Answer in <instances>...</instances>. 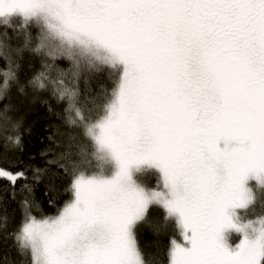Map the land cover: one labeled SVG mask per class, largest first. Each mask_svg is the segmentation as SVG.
Here are the masks:
<instances>
[{"label": "snow or ice", "instance_id": "6c2138e0", "mask_svg": "<svg viewBox=\"0 0 264 264\" xmlns=\"http://www.w3.org/2000/svg\"><path fill=\"white\" fill-rule=\"evenodd\" d=\"M29 57L41 66L23 80ZM98 74L107 84L84 95L81 81ZM29 89L66 102L69 129L32 180L55 167L71 198L33 215L26 171L0 166L27 193L12 232L0 206V242L28 264H157L138 240L152 208L164 212L154 232L174 224L180 237L167 264H264V214L241 212L264 196V0H0L5 151L21 149L9 113Z\"/></svg>", "mask_w": 264, "mask_h": 264}, {"label": "trees", "instance_id": "16d2710c", "mask_svg": "<svg viewBox=\"0 0 264 264\" xmlns=\"http://www.w3.org/2000/svg\"><path fill=\"white\" fill-rule=\"evenodd\" d=\"M61 67H67V62H59ZM40 61L35 58H26L21 78L28 79L34 72L40 69ZM107 84L105 74L94 75L89 84L81 81L80 88L84 95L99 91L101 85ZM14 109L9 113L13 120H20L22 126L20 135L22 136L21 149H15L11 145L7 151L0 148V166L12 171L25 170L29 177V183L34 188V195L29 197L35 201L33 215L54 216L64 204L71 198V193L67 191L70 184V176L60 172L55 167H49L45 175L39 182H33L34 169L45 168L48 157L45 152L55 149L56 152L64 150L67 144L69 131L66 125V102H59L50 92H33L31 89L27 94L13 93ZM9 135H14L9 125ZM3 135L0 134V145L5 144ZM79 142V141H78ZM55 143H60V148H55ZM14 193V195H13ZM47 193V194H46ZM27 195L22 187V182L16 185L15 190L6 181L0 180V199L2 206L9 216L8 231L12 232L18 228L25 218V209L21 203ZM257 216L264 214V196L258 195L256 202ZM254 205V206H255ZM164 216L160 208L150 210V222L142 224L138 228V240L144 250L153 255L157 264H167L166 251L169 247L170 239L175 237L180 239L174 224H170L166 231L156 233L153 225L159 223ZM0 258L3 264H28L27 259L22 257L12 239H5L0 242Z\"/></svg>", "mask_w": 264, "mask_h": 264}, {"label": "rangeland", "instance_id": "374dc122", "mask_svg": "<svg viewBox=\"0 0 264 264\" xmlns=\"http://www.w3.org/2000/svg\"><path fill=\"white\" fill-rule=\"evenodd\" d=\"M141 181L149 186V187H154L157 183V177L156 174L153 172H148L145 173L144 175H142L140 177ZM259 192V190H257ZM242 214L246 217V218H254L257 216V209H256V205L252 206L247 212H244L243 210H241ZM228 238H229V243L235 245L236 243H238V241L240 240V235L235 234V233H229L227 234Z\"/></svg>", "mask_w": 264, "mask_h": 264}]
</instances>
